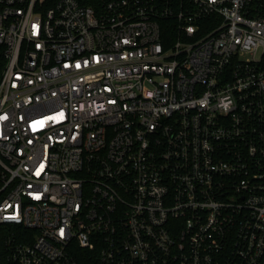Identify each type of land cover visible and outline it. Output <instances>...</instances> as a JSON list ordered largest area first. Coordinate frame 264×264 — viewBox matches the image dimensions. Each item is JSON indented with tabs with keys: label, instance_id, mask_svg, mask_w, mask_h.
<instances>
[{
	"label": "built area",
	"instance_id": "built-area-1",
	"mask_svg": "<svg viewBox=\"0 0 264 264\" xmlns=\"http://www.w3.org/2000/svg\"><path fill=\"white\" fill-rule=\"evenodd\" d=\"M0 56V264H264V0H0Z\"/></svg>",
	"mask_w": 264,
	"mask_h": 264
},
{
	"label": "trees",
	"instance_id": "trees-1",
	"mask_svg": "<svg viewBox=\"0 0 264 264\" xmlns=\"http://www.w3.org/2000/svg\"><path fill=\"white\" fill-rule=\"evenodd\" d=\"M4 65H5V60L2 58V56H0V76H1Z\"/></svg>",
	"mask_w": 264,
	"mask_h": 264
},
{
	"label": "snow or ice",
	"instance_id": "snow-or-ice-1",
	"mask_svg": "<svg viewBox=\"0 0 264 264\" xmlns=\"http://www.w3.org/2000/svg\"><path fill=\"white\" fill-rule=\"evenodd\" d=\"M35 27V26H34ZM62 115V114H61ZM41 168H43V165H41ZM40 173H39V171H37V175H39ZM61 234H63V233H61Z\"/></svg>",
	"mask_w": 264,
	"mask_h": 264
},
{
	"label": "clouds",
	"instance_id": "clouds-1",
	"mask_svg": "<svg viewBox=\"0 0 264 264\" xmlns=\"http://www.w3.org/2000/svg\"><path fill=\"white\" fill-rule=\"evenodd\" d=\"M225 107H227V105H225Z\"/></svg>",
	"mask_w": 264,
	"mask_h": 264
}]
</instances>
